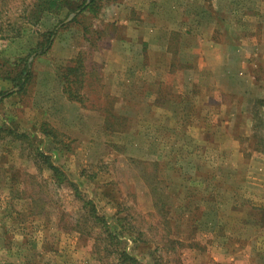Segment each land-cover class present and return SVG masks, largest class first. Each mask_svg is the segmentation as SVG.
Here are the masks:
<instances>
[{"label":"rangeland","instance_id":"374dc122","mask_svg":"<svg viewBox=\"0 0 264 264\" xmlns=\"http://www.w3.org/2000/svg\"><path fill=\"white\" fill-rule=\"evenodd\" d=\"M36 1L0 0V92L15 89L4 78L20 67L10 63L40 51L54 23L32 21ZM111 1L124 6L130 25L97 24L89 14L69 22L70 15L47 53L29 57L25 88L0 101V264H116L106 243L95 241L101 231L79 223L81 202L68 180L99 215L118 213L141 235L126 246L144 264H264L263 102L235 108L230 95L211 89L220 72L211 49L181 53L179 61L192 59L201 71L174 86L170 57L141 44L143 36L158 38L173 51L178 33L168 27L178 29L181 18L205 25L216 11L231 34L255 45L241 77L247 101L264 94V0H218L216 9L214 0ZM76 61L70 79L78 98L70 99L59 69ZM165 96L180 101L178 112L160 103ZM37 153L68 180L56 184Z\"/></svg>","mask_w":264,"mask_h":264},{"label":"crops","instance_id":"0c3cea01","mask_svg":"<svg viewBox=\"0 0 264 264\" xmlns=\"http://www.w3.org/2000/svg\"><path fill=\"white\" fill-rule=\"evenodd\" d=\"M229 2L231 5H234L232 1L229 0ZM229 2L223 3V6L224 7L230 6ZM213 5H214V9H216V7L218 8L222 7V5L219 3L218 0L217 1L214 0ZM123 8L124 6L120 2L114 3L110 0L106 5H104V8L102 10L103 16L101 17V20H98L100 19L98 18L99 16L96 18L97 24L101 23V21L105 22V21L114 20V21H120L121 23L124 22L126 23V25L127 24L130 25L132 23L131 22L132 19H129L126 15L121 16V13L124 12ZM178 15L182 17L179 13L174 14L173 17L177 18ZM186 15L187 17H189L188 14ZM211 16H213V18L211 19L205 17V19L207 20L204 21L205 25L201 24L203 22L199 23V21L195 22L191 20L193 21L191 24L195 26L192 27L191 24L190 26H188L186 22H184V19L186 18H181V19L178 18L180 19V21L178 22L180 24V27L178 29H172L171 27H168L166 30H170L175 33H178L177 34L178 42L176 44L175 50L173 51H171L168 46L159 45L158 38H155L152 41L149 40L147 37L143 36L142 39L143 43L141 44L148 43L150 48L157 47V49H161L162 54L170 57L168 72L171 73L173 76L174 86H175L174 81L176 78L179 79V77H183L184 82L186 80L188 85V82L193 80V75L196 74L198 71H201L200 68H196L190 62V60L192 59H189L187 61H182V60L179 61L180 54L181 53L196 54L195 50H199L201 51L200 56H204L206 51L208 49H211V51H214L213 55L216 58V60H218V62L220 61L218 66L220 72L216 75L213 81H210L211 89L212 90L213 88L219 90L221 89V91L224 92L226 96L230 95L232 98L230 104L232 105V107L234 106L235 108L236 106H239L240 108H244V107L247 108V105H244L243 101L245 104L246 103L250 104L249 108H251L253 99L254 101L260 100L264 104V94L261 95V93L256 95L260 99H258V97H253V95H249L247 101H245L246 100L245 99L246 94L244 91L245 85L244 83H241L242 81H244L243 79H241V77L242 76L245 77L244 75L245 71L243 72V70H245L246 68V62H247L245 60L253 52L252 46L255 45H249L242 42L246 36H241L238 33L234 34V32L231 34L232 31H229V29H227L228 28L227 25H223V19H224L223 16H219V14L216 11L211 10L208 14V17ZM112 17H114V19H111ZM140 19H144V18H140ZM173 24H175V21L173 22ZM207 28L210 29L207 30ZM136 29L138 30L137 27ZM202 32H205V34L208 35L202 36L201 35L203 34ZM202 38L204 40H201ZM150 41H152V43ZM174 55L179 62L177 64H175L174 62L172 63ZM200 61L201 63H203V58H200ZM226 62H228V65H226L223 69L222 66ZM248 64H250V66H253L252 62ZM248 64L247 66H249ZM205 66L207 67V63H205ZM144 73H146V71H144ZM249 78L250 80H252L249 82V84L250 83L251 85L256 84V82H254L256 79L253 76H250ZM200 80H202V83L206 82V78L204 79L202 76L200 77ZM224 81L225 83H223ZM172 88L174 90V87ZM190 88L191 90H195V87H193V85H190ZM211 89H207V88L204 89V91L205 90L206 91L204 93L203 104L207 106L210 104L209 100L211 97ZM260 92L262 91L260 90ZM166 97L167 96L161 99L160 103L171 105L172 112H178V108L181 105L180 101L174 97L173 98H166ZM242 112H247V111L245 109H240V113L238 115H241ZM252 121L254 120L252 119Z\"/></svg>","mask_w":264,"mask_h":264},{"label":"trees","instance_id":"16d2710c","mask_svg":"<svg viewBox=\"0 0 264 264\" xmlns=\"http://www.w3.org/2000/svg\"><path fill=\"white\" fill-rule=\"evenodd\" d=\"M107 1L108 0H37L36 3L32 5V21L36 20V22H38L43 16H45L43 19L52 17L54 23L50 29L41 35L42 44H40V51H37V48H32L30 51L31 54L25 60H18L10 63L12 69L20 67L14 74L12 72H8L4 78L11 81L15 89L0 92V101L10 97L15 92L22 91L25 88L32 77L30 72L29 57L44 55L47 53L57 30L65 27V21L70 15L73 16L69 19V22H77L78 18L85 14L91 15L92 18L95 19L99 16ZM63 12H65V16L64 18H61L60 16H62ZM79 68L80 63L79 61H76L73 66H66L59 69L60 77L61 79H64L66 83L64 91L70 99L78 98L76 96V89L73 90V87L78 84V81L76 79H70V76L77 73ZM256 126L257 125L255 124L254 127L256 128ZM35 156H38L43 160V163L46 164V169L52 172V179L56 184H60L63 180H68V177H66L60 167L50 163V157L48 155L37 153ZM80 176H86L87 179L93 178V176L84 175V172H81ZM68 182H70V186L72 187L76 198L81 202L83 215L81 216L79 223L83 224L86 223V221H89L95 228H98L101 231L104 237L102 240L97 238L95 241L106 243V247H108L107 252L113 256L116 264H144L140 262L139 259L132 254L131 251H129V247L126 246L128 243L136 246L141 235L138 233L136 235L134 229L130 227V225L126 227L123 222V217H119L118 213L108 218L106 216L99 215L95 203L90 199H86L84 197L82 198L80 191L78 190L79 186L72 180H68ZM97 244L98 243H96V248L98 247ZM153 264L162 263L153 261Z\"/></svg>","mask_w":264,"mask_h":264}]
</instances>
